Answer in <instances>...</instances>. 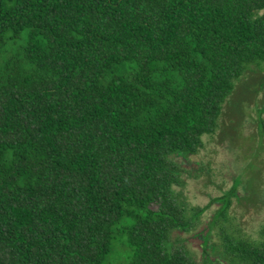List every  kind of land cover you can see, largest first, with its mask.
Returning <instances> with one entry per match:
<instances>
[{
    "label": "trees",
    "instance_id": "1",
    "mask_svg": "<svg viewBox=\"0 0 264 264\" xmlns=\"http://www.w3.org/2000/svg\"><path fill=\"white\" fill-rule=\"evenodd\" d=\"M262 63L264 0H0V264H196L171 235L236 187L188 218L176 157Z\"/></svg>",
    "mask_w": 264,
    "mask_h": 264
},
{
    "label": "rangeland",
    "instance_id": "2",
    "mask_svg": "<svg viewBox=\"0 0 264 264\" xmlns=\"http://www.w3.org/2000/svg\"><path fill=\"white\" fill-rule=\"evenodd\" d=\"M176 161L179 183L173 189L188 218L197 206L210 204L233 187L236 193L226 216L217 217L220 204L212 202L195 220L190 219L194 221L190 230L171 235L172 244L185 249L196 264H211L210 260L231 264L224 254L228 239H257L264 225V63L249 65L235 81L218 129L203 136L202 147L188 158L177 156ZM151 207L157 209L159 203ZM117 248L110 264L126 260V248L120 244Z\"/></svg>",
    "mask_w": 264,
    "mask_h": 264
}]
</instances>
